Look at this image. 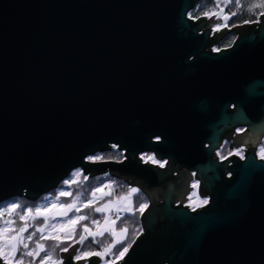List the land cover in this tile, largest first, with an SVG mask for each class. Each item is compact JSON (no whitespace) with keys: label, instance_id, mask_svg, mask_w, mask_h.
Segmentation results:
<instances>
[{"label":"water","instance_id":"water-1","mask_svg":"<svg viewBox=\"0 0 264 264\" xmlns=\"http://www.w3.org/2000/svg\"><path fill=\"white\" fill-rule=\"evenodd\" d=\"M197 1L0 0V203L107 174L152 199L115 264H264V16L212 33L223 19H190ZM225 135L243 159L220 161ZM113 145L124 161L86 160ZM156 148L168 165L144 163ZM192 170L211 195L196 211ZM80 245L62 264H100Z\"/></svg>","mask_w":264,"mask_h":264},{"label":"trees","instance_id":"trees-1","mask_svg":"<svg viewBox=\"0 0 264 264\" xmlns=\"http://www.w3.org/2000/svg\"><path fill=\"white\" fill-rule=\"evenodd\" d=\"M260 2L261 0H240L241 7L237 12L235 0H230V2L228 3H225V0H198L195 7L192 11L189 12V14H192L193 17L199 16V18H202L204 16V12H219L223 7H225L223 13L231 16L232 24H241L244 21L257 20L258 14L261 11H264V9L256 8L253 9L252 12H249L248 6ZM218 3L219 6L217 7ZM233 12H237V15L232 16L231 13ZM92 156H100L103 159H119L115 157L116 153L114 152H100ZM80 173L81 174L79 176H76L72 182H70L69 184H65L64 182L71 178V176H68L54 190H52L48 194L42 195L37 201L32 202L26 200L23 197H12L0 203V212H4V215L0 216V227L5 226V221L12 222L7 232L8 236L17 235V231L15 230L23 227L25 223L30 225L27 231L22 234L25 238V242L28 244V249H23V245H20L15 257L12 258L13 264H15V261L19 259H23V264H40L41 259L48 252H52V260L56 261L57 264H59L61 262V255L63 253L61 249L64 247H68V245L70 244L72 246L75 245L76 243H74L73 241L78 240L81 234L86 235V233L83 232V228L85 225H87L91 230L96 228V225L92 223L93 220L99 221L100 219L99 214L95 211L96 206L101 202L110 199L111 197H120L128 192V186L115 177L104 174L93 178H87L82 172ZM105 185H108L109 187H105ZM63 187H66V189L69 190L70 195L60 196L58 198V201L62 204H71L73 200H76V207L80 208L79 212H77L74 208V210H72L69 214L68 218L71 219L77 215H84L87 217V219L81 221L76 225V232L71 240H63L62 242H59L47 237L46 239L42 240L40 239L42 233L36 232V228L45 226L44 218L37 217L35 220L29 218L26 221H21L20 215H23L28 208H31L33 210L32 215H34L35 209L38 207L40 202H42L47 196H52V199L56 198L58 196V190L62 189ZM98 188L102 190L101 192L107 193V195H104L102 198L95 201L91 207H83L82 205L86 204L89 199H92V192ZM98 193L99 192L96 193V196L98 195ZM13 203L19 204L20 207L9 214L5 211V209L10 207ZM138 214L139 212L136 211L134 216L127 215L125 218H123L125 222L124 226L125 228H127L126 239L123 241V243L114 246L112 252L108 253L106 256H104V258L101 259L102 261L100 264H105V261H115V263L118 262L119 260H116V256L123 249V247L127 246L128 244L132 245L133 241H135L136 238L141 234L142 227L139 223ZM33 232H35V235L32 236L31 240H27V237ZM96 240L99 241V243H94L92 238H88L83 245H80L78 250L102 251L103 247L111 243L112 238L109 234H105L103 237H96ZM37 242L44 245V252H41L39 256L35 257H30L27 255L22 256L23 252L32 251L33 249H35ZM57 244H59L58 247Z\"/></svg>","mask_w":264,"mask_h":264},{"label":"snow or ice","instance_id":"snow-or-ice-1","mask_svg":"<svg viewBox=\"0 0 264 264\" xmlns=\"http://www.w3.org/2000/svg\"><path fill=\"white\" fill-rule=\"evenodd\" d=\"M230 2V0H225V3ZM219 6V3L217 4V7ZM235 6L237 7V12L239 11L240 7H241V3L240 0H235ZM256 8H260V9H264V0H261L260 3H255L252 4L250 6H248V11L252 12L253 9ZM237 12H233L231 13L232 16L237 15ZM204 16L211 18V16H216L217 19H223V21L225 22L223 26H227V21L231 18L230 15H225L223 14V10L221 9L219 12L216 11H210V12H204L203 13ZM259 16H264V11H261L258 16H257V20L255 22H259ZM189 18H195V19H199V16L193 17L192 14H189ZM253 21H244V23H250ZM222 25H216L214 31H217L220 29ZM213 51H220V49H213ZM113 147L115 148L116 146L113 145ZM237 154H240V150H238ZM260 158L262 160H264V146H262L260 148ZM102 157L100 156H89L88 160L89 161H97V160H101ZM147 160L148 161H152L153 163H157L159 164L161 167H164L165 162H161L155 159L154 156H147ZM81 173L78 171L76 173H74V175L79 176ZM65 184L70 183L69 181H65ZM195 187V185H193ZM105 187H109L108 185H105ZM101 189H96L92 192V199H89L87 201L86 204L82 205L83 207H91L95 201V199H97L96 193L97 192H101ZM138 190L136 188H132L129 191V195L127 197H121L122 200H127L128 204L126 206V208L124 209L125 211L128 212H132L133 209L131 207V195L133 193H136ZM70 195L69 192H64L61 191L59 193V196H67ZM104 195H107V193H104ZM59 197H57L58 200ZM191 199V197H190ZM76 200H73V202L71 204H62L60 205V210L52 213L53 216H64L66 217L68 215L69 212H71L74 208L76 209L77 212L80 211V208L76 207ZM208 200H203L200 202L201 205L207 204ZM199 206V205H198ZM20 205L17 203H13L11 204L10 207L6 208L5 211L8 212L9 214H11L15 209L19 208ZM43 206L37 207L35 209V214L32 215L33 210L31 208H28L26 210V212L23 215H20V220L21 221H26L27 219L31 218L33 220H35L37 217L43 216L44 217V225L48 226V215L46 214L45 211L42 210ZM109 207H111V202H109V204L104 205L103 207H97L95 208L96 212H104L107 211L109 209ZM147 205L146 204H141L140 205V209L143 210L144 208H146ZM195 210V208L193 209ZM4 212H0V216H3ZM87 217L84 215H77L74 216L73 218L67 220L64 224L61 225H56V224H52L51 228L53 230L56 231V235H50L47 238H50L52 240L55 241H59L62 242L63 240H71L76 232V225L79 224L81 221L86 220ZM11 221H5V226L4 227H0V257L3 258V260L5 261V264H13V260L12 258L15 257L16 252L19 249L20 245H23V249H28V244L25 242V238L22 235L24 232L27 231L28 227L30 226L29 224L25 223L23 227H20L17 231V235H13V236H8L7 232L9 230V226L11 225ZM93 224L97 225V230L95 232H93L87 225L84 226L83 228V232L86 233L87 235L81 234L79 236L78 240L73 241L74 243H79L81 245L84 244V242L89 238L92 237L93 242L94 243H99V241L96 240V237H103L105 235V233H110L114 239L111 243L107 244V246L103 247L102 251H77V254L74 256V259L76 261H79L81 259H87L90 256H97L100 258H103L104 256H106L108 253L112 252L113 247L116 244H120L123 243V241L126 239L127 236V228H123L121 229L119 232H117L114 228L110 227V223H109V218L105 217V223L103 226H100V222L93 220L92 221ZM115 221H111V224H114ZM45 231V227H38L36 228V232H40V233H44ZM63 231L64 232V236L61 237L60 236V232ZM35 235V232H33L31 235H29L27 237V240H31L32 236ZM40 239H46V237L44 235H41ZM134 242V241H133ZM59 246V244H57V247ZM72 247V245H68V247H64L61 249V251L63 252H67L68 248ZM131 247V244H128L127 246L123 247V249L119 252V254L116 256V260H120L122 259L127 252L129 251V248ZM45 251V247L43 244L37 242L36 244V248L33 249L32 251H27V252H23V255H27L30 257H35V256H39L41 252ZM15 264H23V259H19L15 261ZM40 264H57L56 261L52 260V252H48L40 261ZM60 264H62V261L60 262ZM105 264H115V261H105Z\"/></svg>","mask_w":264,"mask_h":264},{"label":"flooded vegetation","instance_id":"flooded-vegetation-1","mask_svg":"<svg viewBox=\"0 0 264 264\" xmlns=\"http://www.w3.org/2000/svg\"><path fill=\"white\" fill-rule=\"evenodd\" d=\"M231 21H232V19L230 18L227 21V26L226 27L223 26L224 23H225L223 21L222 22L223 25L217 31H214L215 26H216V25H214L213 26V29H212V33H214V32H222L227 27L234 28L235 26L238 25V24H232ZM243 23L244 22H242L241 24H243ZM250 23H256V22L253 21V22H250ZM237 33H238L237 30H233L225 39H223L222 41L221 40H218L217 42H215V44L213 45L212 49H220V51H221L223 49L230 48L233 45L235 39L237 38ZM223 42H225V43H223ZM231 107H233V105ZM237 131H238V133L245 132V131H247V128L246 127H237ZM153 138H154L155 141H158V140L161 139L158 135H154ZM236 144H237V139L235 137L230 138L229 135H225L224 136V141L222 142V144L219 147L216 148V150L219 153L220 161L221 160L228 159L233 154H237L238 150H240V154L239 155L241 156V158L243 159L245 157V155L249 152L248 145H246V146H239V145H236ZM207 146H209L208 143H207ZM262 146H264V135L261 137V142L258 143V145H256V147H255L254 155L257 158V160H262L260 158V148ZM109 149H110L109 151H105V152H114V153H116V156L115 157L116 158H119V159L118 160H114V159H108V158L107 159H103L102 158L101 160H98V161H124L125 160V155H124V152L122 150H120L118 148H109ZM157 152H158L157 148L155 150H151V151H148V152H141L140 153V157H143L144 158V163H149V161L147 160V156H154L155 159L158 160V161H161V162H165L166 161V163L164 164V166L165 165H168L169 162H170V160L172 158L165 157V156L164 157H160ZM86 160H88V158H86ZM151 163H153V162L151 161ZM78 171L79 172H82L81 169H75V170H73L69 174V176L72 177V175L74 173L78 172ZM193 173H194L195 176L193 177L191 183L193 185H195V187L193 186L188 191L189 199L185 202L184 205H190L191 208L192 209L195 208L194 211H196L200 207L208 206L210 204L211 195H203V191H202V187H201V182L196 178L195 171H193ZM74 176L76 177V175H74ZM230 177H231V174L229 172V178ZM118 180L121 181V182H124V183L126 182L123 179H118ZM128 188L129 189H128V192L127 193H129L130 189H132V188H136L138 191L136 193H133L132 194V209H133V211L131 213H128V214L124 215V218L127 215H130V216L133 215L134 216L135 213H136V211H137V212H139L138 219H139V223L141 224V222H142V214L145 212V210H147L149 208V206L152 203V199H151L150 195L146 191L144 192L139 187H129L128 186ZM190 197H191V199H190ZM205 199L208 200V203L207 204H204V205H201L200 202L203 201V200H205ZM181 202H182V198H176V206H181ZM141 204H146L147 207L144 208L143 210H141L140 209V205Z\"/></svg>","mask_w":264,"mask_h":264},{"label":"rangeland","instance_id":"rangeland-1","mask_svg":"<svg viewBox=\"0 0 264 264\" xmlns=\"http://www.w3.org/2000/svg\"><path fill=\"white\" fill-rule=\"evenodd\" d=\"M222 22H223V20H222ZM220 25H223V24H220ZM74 179H75V176L73 174L72 177L70 179L66 180V181L72 182ZM61 191L69 192V190H67L66 187H63L62 189L58 190V192H57L58 196L57 197H60L59 193ZM128 195H129V193H127L125 195H122L120 197H111L110 199H107V200L101 202L100 204H98L96 206V208L97 207H103L104 205H107V204H109V202H111V207H109V209L107 211L97 212L99 214V216H100V219H99L100 226L104 225L105 217H108L109 218L110 227L114 228L117 232H119L121 229L125 228V226H124L125 222H124V219H123L124 215H126L128 213H131V212H128V211L124 210L126 208L127 204H128V201L127 200H122L121 197H127ZM103 196H104V193L103 192H99L98 195H97V199H95V201L99 200ZM57 197L52 199V196H47L38 205V207L43 206L42 210L45 211L46 214L48 215V226H44L45 227V231H44V233H42V235H44L45 237H49L50 235H56V231L51 228L52 224L61 225V224H64L67 220H69L68 216H69V214L71 212H69L66 217L58 216V215L57 216H53L52 215V213H55V212L59 211L60 210V205H62V203H60L57 200ZM130 199H131V207H132V195H131ZM40 217L44 218L43 216H40ZM111 221H115V223L111 224ZM97 227L98 226L96 225V228L93 229L92 231L95 232L97 230ZM59 234H60L61 237L64 236V232L63 231H61ZM105 234H109L111 236V238H112V241H113L114 237L110 233H105ZM89 238H92V237H89ZM116 245H119V244H116Z\"/></svg>","mask_w":264,"mask_h":264}]
</instances>
